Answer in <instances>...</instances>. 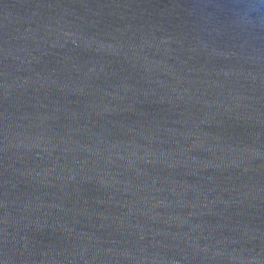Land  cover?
<instances>
[{
  "label": "water",
  "instance_id": "obj_1",
  "mask_svg": "<svg viewBox=\"0 0 264 264\" xmlns=\"http://www.w3.org/2000/svg\"><path fill=\"white\" fill-rule=\"evenodd\" d=\"M0 264H264V0H0Z\"/></svg>",
  "mask_w": 264,
  "mask_h": 264
}]
</instances>
